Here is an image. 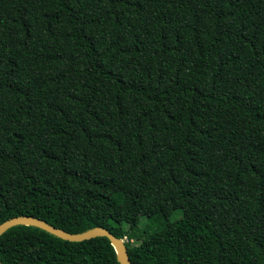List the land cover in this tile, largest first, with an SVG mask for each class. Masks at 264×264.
Segmentation results:
<instances>
[{"label": "trees", "instance_id": "16d2710c", "mask_svg": "<svg viewBox=\"0 0 264 264\" xmlns=\"http://www.w3.org/2000/svg\"><path fill=\"white\" fill-rule=\"evenodd\" d=\"M27 214L130 264H264V0H0V223ZM0 263L120 264L25 224Z\"/></svg>", "mask_w": 264, "mask_h": 264}, {"label": "water", "instance_id": "95a60500", "mask_svg": "<svg viewBox=\"0 0 264 264\" xmlns=\"http://www.w3.org/2000/svg\"><path fill=\"white\" fill-rule=\"evenodd\" d=\"M18 224L36 226L62 239L71 240V241L89 239L95 236H105L110 240L111 244L114 246L116 253H117V258H118L119 263L120 264H130L124 239L116 237L105 227L94 226L83 232L72 233V232H67L63 229H60L58 227H55L47 223L45 220L41 218L27 214V215L13 216L1 222L0 223V235L5 230H7L9 227L18 225Z\"/></svg>", "mask_w": 264, "mask_h": 264}, {"label": "rangeland", "instance_id": "374dc122", "mask_svg": "<svg viewBox=\"0 0 264 264\" xmlns=\"http://www.w3.org/2000/svg\"><path fill=\"white\" fill-rule=\"evenodd\" d=\"M178 215H179V213L178 212H175V213L172 214L171 218H176V217H178ZM143 222H144L143 219H141L140 225L142 227L148 228V226L145 225V224H143ZM161 225H162V223L158 224L157 226L160 227Z\"/></svg>", "mask_w": 264, "mask_h": 264}]
</instances>
